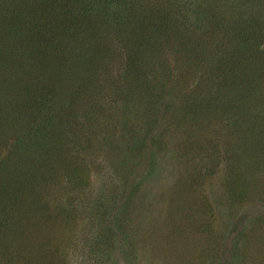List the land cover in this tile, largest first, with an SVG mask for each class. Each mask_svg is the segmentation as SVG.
Wrapping results in <instances>:
<instances>
[{"label": "trees", "instance_id": "16d2710c", "mask_svg": "<svg viewBox=\"0 0 264 264\" xmlns=\"http://www.w3.org/2000/svg\"><path fill=\"white\" fill-rule=\"evenodd\" d=\"M263 6L264 0H0V237L10 247L0 256L12 251L21 264L44 261L34 256L45 236L35 245L22 235L62 210L54 183L68 192L82 178L83 158L69 148V118L96 127L99 114L114 107L112 93H122L126 116L134 99L157 101L172 86L158 82L159 71H171L168 58L200 74L197 96L184 97L193 111L207 115L214 101L231 110L240 94L234 121L246 133L238 155L250 166L244 181H256L264 161V99L255 96L264 91ZM254 230L242 233L243 246ZM7 237L15 238L12 245Z\"/></svg>", "mask_w": 264, "mask_h": 264}, {"label": "rangeland", "instance_id": "374dc122", "mask_svg": "<svg viewBox=\"0 0 264 264\" xmlns=\"http://www.w3.org/2000/svg\"><path fill=\"white\" fill-rule=\"evenodd\" d=\"M179 62L168 58L171 71L158 72V82L172 86L157 101L134 99L126 116L122 93H112L114 107L96 127L69 118L75 135L68 146L78 149L84 170L68 192L53 184L62 209L51 210L55 219L22 235L35 245L45 236L39 264H264V161L257 180L244 181L250 166L238 144L246 131L234 121L241 96L231 110L214 101L208 116L193 111L184 97L197 96L200 74ZM257 95L264 99L263 90ZM245 229H255L249 246L242 245ZM14 239L7 237L11 245ZM7 247L0 237L4 257ZM4 257L0 264L20 261L12 251Z\"/></svg>", "mask_w": 264, "mask_h": 264}]
</instances>
